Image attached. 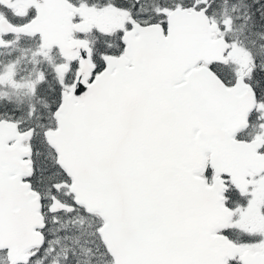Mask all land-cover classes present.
Segmentation results:
<instances>
[{
    "label": "snow or ice",
    "instance_id": "6c2138e0",
    "mask_svg": "<svg viewBox=\"0 0 264 264\" xmlns=\"http://www.w3.org/2000/svg\"><path fill=\"white\" fill-rule=\"evenodd\" d=\"M0 264H264V0H0Z\"/></svg>",
    "mask_w": 264,
    "mask_h": 264
}]
</instances>
